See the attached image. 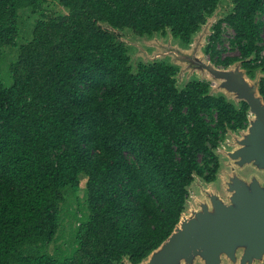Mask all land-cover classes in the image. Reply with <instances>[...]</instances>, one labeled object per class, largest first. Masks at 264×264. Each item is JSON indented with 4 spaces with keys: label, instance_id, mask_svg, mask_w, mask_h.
Here are the masks:
<instances>
[{
    "label": "trees",
    "instance_id": "16d2710c",
    "mask_svg": "<svg viewBox=\"0 0 264 264\" xmlns=\"http://www.w3.org/2000/svg\"><path fill=\"white\" fill-rule=\"evenodd\" d=\"M43 1L0 0V63L18 13L38 15L9 65L11 85L0 79V264H140L173 232L194 178L216 180V149L248 127L249 107L209 82L178 88L175 64L132 68L118 32L170 35L186 48L221 0H55L65 11L55 16L41 14ZM231 4L204 52L259 73L264 103V0ZM223 24L238 56L216 49ZM81 175L86 213H72V248L53 257L45 249Z\"/></svg>",
    "mask_w": 264,
    "mask_h": 264
},
{
    "label": "rangeland",
    "instance_id": "374dc122",
    "mask_svg": "<svg viewBox=\"0 0 264 264\" xmlns=\"http://www.w3.org/2000/svg\"><path fill=\"white\" fill-rule=\"evenodd\" d=\"M231 1L232 0H221L217 11L193 36L191 44L186 48L180 47L170 35L166 37L155 35L148 39L136 37L128 30L119 31V38L125 42L128 47L131 67L135 68L138 63L148 64L154 61H166L175 64L179 68V72L176 75L178 88H182L190 80L205 81L211 84V93L223 94L226 98L235 103L241 101L240 96L236 92H233V89L219 87L220 81L214 80L207 70L196 69L192 66L195 60H199L205 64L212 65L217 70H230L229 74H231V77L235 81V85L238 83V80H240L239 76H244L248 89L258 96L255 92V87L260 77L259 73H256L254 79H250L241 68V63L237 62L224 68L221 65H215L211 60L210 54H205L204 52V48L209 42V36L212 34L213 25L230 11L232 8ZM39 11L46 16H55L65 12L58 6L55 0L43 1L39 7ZM35 17L37 18L38 15H31V11L28 9L21 10L18 13L19 29L16 45L5 48L6 50L4 51V56L0 63V79L4 87H9L11 85V78L8 71L9 65L15 61L19 46L31 38L33 24L36 20ZM257 20L263 24L261 38L264 44V15H259ZM233 37L234 32L223 24L221 31L222 43L216 47L217 50H221L222 57L238 56V51L230 43ZM252 118L253 116L249 115V119L251 120ZM249 134L250 129L246 128L237 133H228L224 140L220 142L216 149V154L219 158L221 167L216 180L213 183L206 184L202 182L201 179L197 177L194 178L193 182L188 187V198L179 222L182 220L188 222L191 219H197L199 217L197 213L200 212L202 214L209 213L211 216H214L212 207L213 201H218L225 205L230 204L234 196V187L236 185H241L246 190H250V188L255 185H259L261 188L264 187V169L255 161L246 162L236 154L238 151L249 146L247 143ZM77 190L78 201L80 203L77 204L78 201H76L74 197H69L68 202L62 205L60 209L61 221L56 239L45 249L46 252L53 257L61 255L64 252L66 253L72 248V240L79 223L72 217V213L77 212V215L80 216L82 213H86L83 202L85 199L84 196H86L85 177L83 175L79 177V187ZM149 260L150 257L141 264H147ZM123 264L129 263L124 261ZM181 264L186 263L181 262ZM191 264L204 263L200 258H195ZM221 264L231 263L226 258H222ZM261 264H264V260Z\"/></svg>",
    "mask_w": 264,
    "mask_h": 264
},
{
    "label": "water",
    "instance_id": "95a60500",
    "mask_svg": "<svg viewBox=\"0 0 264 264\" xmlns=\"http://www.w3.org/2000/svg\"><path fill=\"white\" fill-rule=\"evenodd\" d=\"M192 64L219 80V87L233 89L248 105L249 115L253 116L251 120L248 118L249 146L236 154L264 169V103L258 93L259 79L256 96L248 89L244 76H239L235 85L230 70H217L199 60ZM212 207L214 216L200 212L197 219L178 222L168 239L147 257H150L147 264H191L195 258L204 264H221L222 258L231 264H261L264 260V187L255 185L246 190L236 185L230 204L213 201Z\"/></svg>",
    "mask_w": 264,
    "mask_h": 264
}]
</instances>
